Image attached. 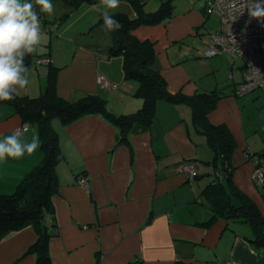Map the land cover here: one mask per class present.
<instances>
[{
    "label": "crops",
    "instance_id": "crops-1",
    "mask_svg": "<svg viewBox=\"0 0 264 264\" xmlns=\"http://www.w3.org/2000/svg\"><path fill=\"white\" fill-rule=\"evenodd\" d=\"M166 1L170 0H140L146 12L157 11ZM171 1L172 18L141 26L133 34L155 44V67L172 94L222 91L209 121L227 125L233 134V182L264 215V193L252 186L255 164L247 156L264 154V140L258 134L264 122H251L247 109L252 96L239 100L235 95L237 85L244 80L243 62L238 67L243 70L242 81H237L233 64L230 68L232 91L224 90L227 81L225 87L216 82L213 90L204 88L203 78L218 77L229 69L218 60H204L212 58L206 57L205 51L214 45L212 36L220 32V21L214 28L216 16L206 14V0ZM56 3L59 14H64L65 6ZM97 4H84L74 12L67 6L66 14L73 17L63 22H72L58 38L68 34L71 46L60 45L57 50L51 46L48 53H35L34 59L48 58L49 65L58 69L60 97L77 101L95 95L108 107L117 106L112 113L132 114L143 106V100L135 96L138 83L126 79L123 57H110L113 31L104 27ZM111 14L135 16L125 1H120L118 10ZM49 65L31 66L29 84L17 93L31 97L42 94L46 85L41 70L47 77ZM101 75L112 82V90L99 84ZM263 91H255L254 100L264 104ZM25 126L29 138L38 135L37 128L23 123L13 107L0 106V136L18 130L23 134ZM53 126L65 154L57 166L59 188L53 198L58 230L48 243L53 264H264V249H256L245 238L251 233L248 226L231 225L225 219L206 225L211 212L202 193L214 177L209 175L212 167L204 162H211L213 152L194 126L190 105L158 101L151 128L131 136L129 144H118L119 128L101 114L88 115L68 126L54 120ZM42 159L40 146L19 160L0 162V194L15 192ZM188 160L197 161L198 174L203 168L205 178H193L183 170ZM82 177L87 178L88 187L81 185ZM36 240L33 227L12 233L0 243V264H36L37 255L27 254Z\"/></svg>",
    "mask_w": 264,
    "mask_h": 264
},
{
    "label": "trees",
    "instance_id": "trees-1",
    "mask_svg": "<svg viewBox=\"0 0 264 264\" xmlns=\"http://www.w3.org/2000/svg\"><path fill=\"white\" fill-rule=\"evenodd\" d=\"M58 1L68 5L71 12L79 10L84 4L100 2V0ZM120 1L128 2L135 16L114 15L122 27L113 31L110 57H123L126 79L137 81L135 96L143 100V106L135 113L116 115L99 96L86 95L77 101H68L58 94V69L51 65L48 67L47 84L42 94L31 97L17 93L13 100L0 101V106L13 107L23 123L37 128L43 152L41 163L24 178L15 192L0 194V243L14 232L33 227L37 240L27 254L37 255L36 264H53L48 249L50 239L58 230L53 198L59 188L57 166L65 160L59 134L53 126L54 120H58L62 126H68L88 115L101 114L119 128L118 144H129L131 136L147 132L151 128L157 102L168 101L192 107L194 126L213 152L211 162L201 161L212 167L213 172L209 175L214 177L202 193L211 212V218L206 225H211L219 219H225L231 225H246L251 231L250 235L245 236L247 241L256 249H264V215L258 204L240 190L232 179L234 168L231 159L236 149L235 138L227 125H215L209 121V115L217 108L219 100L223 97L222 91L216 89L210 93L193 96H186L182 92L172 94L168 90L167 81L155 67V44L150 40L142 41L133 34V31L141 26H154L172 18L174 12L172 1L163 2L155 12H146L140 0ZM34 58L35 54L25 57L28 69L35 64L40 65ZM235 95L238 96L236 89ZM247 154L250 160L264 162V154ZM196 162L187 161L197 167L195 177H198L200 175ZM82 179L83 177L80 181Z\"/></svg>",
    "mask_w": 264,
    "mask_h": 264
},
{
    "label": "clouds",
    "instance_id": "clouds-1",
    "mask_svg": "<svg viewBox=\"0 0 264 264\" xmlns=\"http://www.w3.org/2000/svg\"><path fill=\"white\" fill-rule=\"evenodd\" d=\"M120 0H100L95 7L101 11L103 25L110 31L122 27L112 11L118 10ZM38 6V7H37ZM228 9L241 7L252 18L264 20V0H228ZM111 10V11H110ZM40 13L49 17L54 13L52 0H0V101L15 98L19 89L29 84V69L25 57L35 54L42 40ZM13 131L0 136V162L8 159L19 160L25 154H33L41 146L39 135H27Z\"/></svg>",
    "mask_w": 264,
    "mask_h": 264
},
{
    "label": "built area",
    "instance_id": "built-area-1",
    "mask_svg": "<svg viewBox=\"0 0 264 264\" xmlns=\"http://www.w3.org/2000/svg\"><path fill=\"white\" fill-rule=\"evenodd\" d=\"M227 2L228 0H206V14L218 16L221 27L220 32L212 36L214 45L205 51V56L227 54L234 60H242L244 80L237 85L238 96L257 89L264 90V20L250 17L247 10L240 14L244 10L241 7L230 10L225 6ZM38 64L49 65L50 59H39ZM98 81L106 90L114 88L112 82L103 75L99 76ZM254 164L252 179L257 186H263L264 162L254 160ZM183 170L193 178L197 175V167L193 163L186 162ZM81 184L88 187L86 177H83Z\"/></svg>",
    "mask_w": 264,
    "mask_h": 264
},
{
    "label": "rangeland",
    "instance_id": "rangeland-1",
    "mask_svg": "<svg viewBox=\"0 0 264 264\" xmlns=\"http://www.w3.org/2000/svg\"><path fill=\"white\" fill-rule=\"evenodd\" d=\"M52 2L54 4V13L52 14L51 17H49L45 13H40V18L42 20V34H45L44 35L45 36V38H44L45 40L42 41L40 43V45L38 46V51L39 52L38 51L36 52V53H40V55L43 54V51H47V53H48L51 46L53 47V49L57 50L58 46H60V45L61 46L62 45L63 46L70 45V43L67 40L70 37V36H68V34H65L63 36V38H58V36H59V34L61 35V32H63L65 30V28L68 26V24H70L72 22V21H70V22L64 24V22L67 21L66 19L71 18L73 16L71 14H69V15L66 14V8H68L67 7L68 5H66L65 3L61 2V1H58V0H52ZM56 2H59L60 4H62L61 6H63V5L65 6V10H63V13L64 14H61V15L59 14V10H58V7L56 5L57 4ZM213 16H216V15H213ZM42 17L43 18L45 17V18L42 19ZM217 17L218 16H216V18L213 17V20H212V23H213L214 28H216V27L219 26L220 19H217ZM87 18L89 19V16ZM45 19H46V21L44 22ZM63 20H64V22H63ZM49 25H52V26L49 27ZM214 59L215 60H218L222 64H224V63L228 64L227 66H229V69L228 68L226 69L228 73L226 71H224V72L222 71L218 75V77H216L213 74V75H210V76H207V77L203 78V84H204L203 87L204 88L207 87L206 89H208L209 91H211V90H213L216 87V85H217L216 82L219 83L220 87H225L224 83L227 81L228 84L226 85V87L228 85L229 86L227 88L225 87L224 90H227L229 92L232 91L234 80L229 79V76H230V73H229L230 72V68H232V64H233V68H235V72L238 73L236 75L237 81L238 82L239 81H242V79H243L242 71L243 70H242V68L240 70L238 68V67H241L242 66V60H234L229 55H226V56H223V57H217L216 56V57H212V58H206L204 60H214ZM192 62H195V61H190V64ZM224 66H225V64H224ZM218 72L219 71H217L216 73H218ZM41 73H42V76L41 77H42V79L44 81L42 83L44 85H46L47 84V77H46V75L43 74L44 73V69L41 70ZM222 78L224 80H221ZM215 83H216V85H215ZM211 85H213V86H211ZM255 91L256 92H260V91H263V90L262 89H257ZM255 91H253V92H251L249 94H246L244 96H240L238 98L240 100V99H245V98H247L249 96L250 97L252 96L251 104H249V106H248L249 108L247 109V112L250 113V115L252 117L251 122H254V123L255 122L256 123L264 122V106H263L264 104H263V102L261 100H258V99L257 100H254ZM123 96L124 95L122 94L121 97H120V99H119L121 102L124 101ZM114 107L117 108V106H114V104H111L110 107H108V108H109L110 111H112L111 109H113ZM260 129H261V132L258 133V134H260L262 136L260 140H262V139L264 140V125ZM199 172H200L199 175H204V178H205V174L203 172V168H201L199 170ZM252 186L254 187V189L256 191L259 190V192H261V193L263 192L264 193V187H259V186H256L255 184L252 185Z\"/></svg>",
    "mask_w": 264,
    "mask_h": 264
}]
</instances>
